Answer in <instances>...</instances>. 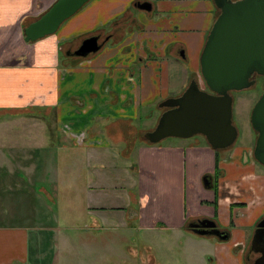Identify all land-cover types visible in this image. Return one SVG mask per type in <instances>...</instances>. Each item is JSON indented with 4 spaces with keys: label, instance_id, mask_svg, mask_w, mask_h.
Instances as JSON below:
<instances>
[{
    "label": "crops",
    "instance_id": "0c3cea01",
    "mask_svg": "<svg viewBox=\"0 0 264 264\" xmlns=\"http://www.w3.org/2000/svg\"><path fill=\"white\" fill-rule=\"evenodd\" d=\"M54 1L0 0V264H104L107 243L112 256L142 264L195 248L210 264H254L264 167L256 169L249 150L241 157L201 139L144 138L165 111L158 106L151 126V109L173 98L162 58L194 71L176 96L199 73L219 13L213 0H88L53 34L24 42L23 29ZM145 1L149 10L136 6ZM90 36L97 56L67 55ZM70 171L81 182L74 195ZM204 219L228 240L196 234L190 225ZM69 231H79L82 255H67ZM42 235L55 246L48 258L34 257Z\"/></svg>",
    "mask_w": 264,
    "mask_h": 264
},
{
    "label": "water",
    "instance_id": "95a60500",
    "mask_svg": "<svg viewBox=\"0 0 264 264\" xmlns=\"http://www.w3.org/2000/svg\"><path fill=\"white\" fill-rule=\"evenodd\" d=\"M88 0H55L36 21L26 26L23 41L33 42L53 34L62 22ZM219 13L213 22L199 56V74L205 90L193 79L181 95L159 104L165 109L157 125L144 138L156 144L167 138L188 139L196 135L205 138L213 151L234 144L237 130L232 124V92H241L255 85L254 75L264 77V0H213ZM138 8L149 10V2ZM96 36L83 39L70 53L87 57L98 52ZM250 127L256 135L253 159L264 167V90L255 102ZM210 177L203 180L209 188ZM198 235H212L228 240L229 234L216 228L208 219L192 223ZM250 252L260 257L254 264H264V219L256 225Z\"/></svg>",
    "mask_w": 264,
    "mask_h": 264
},
{
    "label": "rangeland",
    "instance_id": "374dc122",
    "mask_svg": "<svg viewBox=\"0 0 264 264\" xmlns=\"http://www.w3.org/2000/svg\"><path fill=\"white\" fill-rule=\"evenodd\" d=\"M132 10L138 12V10L136 8H132ZM154 13H155V11H152L150 13L151 16ZM77 43H80V41H78ZM73 45H75V42L73 43ZM96 54L97 53L92 54L91 57H89V58H92V56H97ZM161 61H164V62L167 61V63H165L163 65V69H164L163 75H164V77L167 78V82H169V85H170L169 89H168L169 93H172V95H173L172 97H177L176 95H178L177 93H179V88L181 87L183 80L188 75L187 71H192V68H190L191 65H188V63H183L182 67H181L180 65H178L176 63H173V62L171 63L169 60H167V57H163ZM192 72H194V71H192ZM190 73L191 72H189V74ZM254 78H255V85L252 86L251 88L244 90V91H241V92H232L231 93V96H232V124L234 125V127L237 130V138H236L234 144L229 147L232 150H234L238 156H241V157L245 156L249 150L252 162H255L253 159L252 151L254 148V142L256 139V135L250 127L249 118H250L251 110H252L255 102L258 100L259 96L261 95V93L264 90V77L254 76ZM194 79L198 82L200 88L205 89L204 83H203L199 73L196 74V76H194ZM159 104H157V106H154L151 109V112L154 113L153 118H152V120H150V123H149L151 126L154 125L155 118L159 115V111H158ZM147 110L148 109H145V110L141 109V111H140L141 120L137 121L138 126L140 124L143 125L142 121H144L145 119H142V117H144L143 116L144 111H146V113H147ZM160 110L164 111V109H160ZM194 139L205 140V138L203 136H200V135L194 136V137H192L190 139H186V140H194ZM229 148L221 150L220 152H225ZM261 168H263V167L260 166L259 164H256L257 170H260ZM69 173H71V171ZM78 176H79V174L74 176V173H71V176H70V174L66 176L69 179L68 181L71 183L70 184L71 187L74 188L75 192L73 193V195L75 193H78V191H79L78 188L81 186V182L78 179ZM56 185L59 187L60 191L62 192L63 189L60 186V184L57 183ZM188 191H187V202L189 204V201H191V193H190L189 189H188ZM71 202H72V206H71L72 208L80 209V205L78 204L79 199H74V200L71 199ZM58 207H61V206L56 205V208H58ZM72 215H73L72 217H74V218L78 217L77 212H74ZM0 218L3 219L5 217L0 216ZM60 219H61V216L56 215V220H60ZM0 223H1V220H0ZM251 229L252 228H248V230H251ZM69 232L67 234L69 235L68 239H69L70 244L67 246V249L69 250L67 255L72 256V257H77L78 254L82 255L83 251H81L79 249V245H78V234L77 233H79V231H71L70 233ZM115 233H119V235H121V237L123 236L122 238L127 239V240H132V239L137 240V238H138L137 237L138 233H136V232H131L130 234H127V232H125V231H116V232L115 231L112 232V231H108V230L104 231L105 236L107 234L113 235ZM40 242L41 243H40V246L38 248L39 253L35 252L34 257H36V258H38V257L48 258L49 257L48 255L52 251L55 250V246H50V240H48V238H46V236H44V235L41 236ZM58 248L59 247H56V250ZM97 250H100V246L97 248ZM112 252H113V245L109 244V243L104 244V246L102 247V254L105 256V263L104 264H142L141 262L136 261V260L134 262H131V260H129V257L126 255L127 253L124 255L122 253H116L115 255H117V256H112ZM165 253H166V255L162 254L163 256H161V258H159L157 260L156 264H210V262H208V258H202V260L199 259V252L197 251L196 248L194 250V255L193 254H187L184 252L183 254H178L175 256L173 254V252H171L170 250L165 251ZM69 262L71 264V262H72L71 259ZM46 264H48V262Z\"/></svg>",
    "mask_w": 264,
    "mask_h": 264
},
{
    "label": "flooded vegetation",
    "instance_id": "af4514ba",
    "mask_svg": "<svg viewBox=\"0 0 264 264\" xmlns=\"http://www.w3.org/2000/svg\"><path fill=\"white\" fill-rule=\"evenodd\" d=\"M90 37H93V36H90ZM88 38H89V37H88ZM85 39H86V38H85ZM79 45H80V44H79ZM79 45H78V46H79ZM78 46H77L76 48H74L73 50H71L70 52L68 51V52H67V55H69L70 53L74 52V51L78 48ZM178 52H179V55L182 54V50H179ZM69 56H70V55H69ZM71 57H73V56H71ZM254 76H256V75H254ZM254 76H253L251 79H254V80H255ZM201 89H203V88H201ZM204 90H205V89H204ZM262 220H263V219H262ZM259 221H261V220H259ZM259 221H258V222H259ZM258 222H257V223H258ZM257 223H256V225H257ZM255 229H256V226H255Z\"/></svg>",
    "mask_w": 264,
    "mask_h": 264
},
{
    "label": "bare ground",
    "instance_id": "6f19581e",
    "mask_svg": "<svg viewBox=\"0 0 264 264\" xmlns=\"http://www.w3.org/2000/svg\"><path fill=\"white\" fill-rule=\"evenodd\" d=\"M232 146V145H231ZM229 148V147H228ZM227 149V148H226ZM222 150H224V149H222ZM217 151H220V150H217Z\"/></svg>",
    "mask_w": 264,
    "mask_h": 264
},
{
    "label": "trees",
    "instance_id": "16d2710c",
    "mask_svg": "<svg viewBox=\"0 0 264 264\" xmlns=\"http://www.w3.org/2000/svg\"><path fill=\"white\" fill-rule=\"evenodd\" d=\"M216 161H217V159H216ZM216 186V185H215Z\"/></svg>",
    "mask_w": 264,
    "mask_h": 264
}]
</instances>
